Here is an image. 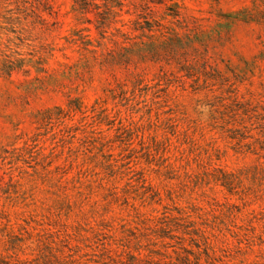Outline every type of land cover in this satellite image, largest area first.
Returning a JSON list of instances; mask_svg holds the SVG:
<instances>
[{"label": "rangeland", "instance_id": "obj_1", "mask_svg": "<svg viewBox=\"0 0 264 264\" xmlns=\"http://www.w3.org/2000/svg\"><path fill=\"white\" fill-rule=\"evenodd\" d=\"M95 3L0 0V264H264V0Z\"/></svg>", "mask_w": 264, "mask_h": 264}, {"label": "trees", "instance_id": "obj_2", "mask_svg": "<svg viewBox=\"0 0 264 264\" xmlns=\"http://www.w3.org/2000/svg\"><path fill=\"white\" fill-rule=\"evenodd\" d=\"M74 1V8L82 10V11H89L90 8L95 7L97 9H99L100 7L95 3V0H73ZM105 4L104 7L111 13H113L115 16L119 15L118 12H114L115 8H119V9H123V0H104ZM107 23V22H105ZM108 25V24H107ZM125 86H123L124 88ZM122 88V90L124 91V89ZM59 110L60 111V115L62 114V117H68L70 116V114H77L80 113L83 116H86L87 112H84L83 109V104L79 101H73L71 103L70 108L65 111L62 110L61 108H55V109H49L47 111H45L42 115L44 116L43 120H45V122H50L54 119V117H56V115H54V110ZM102 109V107L100 108H96L93 110L92 113H96L98 111H100ZM58 119H63L61 116L57 115ZM89 116L84 117V119H86Z\"/></svg>", "mask_w": 264, "mask_h": 264}]
</instances>
